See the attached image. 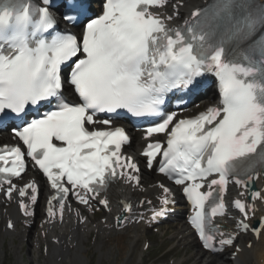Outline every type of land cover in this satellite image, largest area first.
I'll return each mask as SVG.
<instances>
[{
	"label": "snow or ice",
	"instance_id": "1",
	"mask_svg": "<svg viewBox=\"0 0 264 264\" xmlns=\"http://www.w3.org/2000/svg\"><path fill=\"white\" fill-rule=\"evenodd\" d=\"M172 2L41 0L38 7L31 0L0 3V125L10 124L22 142L0 153V189L6 197L15 188L13 178L25 171L26 157L54 192L46 211L49 219L57 211L62 217L72 197L88 210L107 207V199L96 197L110 185L120 179L141 184L138 164L122 156V147L130 143L126 131L89 128L111 125V114L123 109L135 117L159 118L144 129L145 139L165 134L166 141L147 143L145 166L182 186L203 248L215 252L209 243L213 233L220 236L221 251L233 247L239 235L264 234V218L251 224L255 202H264V191L254 187L259 173L252 163L264 148V7L249 11L228 34L229 40L244 45L241 62L227 59L222 46L206 47L205 36L197 37L189 28L191 39L200 42L194 50L182 30L168 27L162 18L161 10ZM96 3L99 12L94 11ZM222 10L231 14L230 0H224ZM61 23L68 28L60 30ZM74 28L82 29L80 36L69 30ZM208 75L216 77L221 105L175 121V113L164 110L168 96L197 93ZM65 83L76 101L65 98ZM31 109L37 114L29 117ZM229 183L248 192L246 202L235 201V236L226 229L206 228L212 224L210 217L228 218L223 194ZM161 187L165 195L153 222L166 218L174 204L169 188ZM28 189L18 193L21 198L27 194L34 207L39 189L35 184ZM19 207L25 215H34L23 202ZM116 223L123 226L126 217H117ZM13 227L9 223L8 228Z\"/></svg>",
	"mask_w": 264,
	"mask_h": 264
},
{
	"label": "bare ground",
	"instance_id": "2",
	"mask_svg": "<svg viewBox=\"0 0 264 264\" xmlns=\"http://www.w3.org/2000/svg\"><path fill=\"white\" fill-rule=\"evenodd\" d=\"M183 2V6L179 8L180 13L189 14L193 9L200 6L203 1L207 0H178ZM260 2L264 3V0H260ZM139 144V143H136ZM155 183V182H153ZM150 181L147 180V174L144 173L142 176L141 184L147 185L145 187V191L143 193H137L135 190L132 193H129L128 187L122 186L120 184L111 187L107 192V197L110 201V206L113 209V213L117 212V205L118 202L122 199L130 198L139 201L141 197L149 198L153 195L157 194L159 190L156 186L152 185ZM263 180L259 177L256 182V185H261ZM237 192H232L233 195H236ZM175 194V193H174ZM7 213L10 217L15 218V214L12 209H7ZM0 219H2V209L0 207ZM225 223V222H220ZM111 223L107 222L109 226ZM94 227V228H93ZM136 225L129 227V229H137ZM42 231V230H39ZM96 231L97 236L96 239L98 241H102L103 239L110 237L109 235L102 236L103 234H110L115 233L112 229L111 231H107L103 224L98 222L93 226L91 223H85L80 227L73 228V226L69 224H63L62 226H55L52 227L51 230L48 232L49 237L46 240H36L33 237H29V241L31 242L30 247L26 250L28 254L31 256L32 262H37L38 254L35 251V247L38 243L45 244L48 248L47 256L43 259L41 264H80L81 259L85 256L88 252L85 248V243L87 241L88 236L91 232ZM0 236H8V238L12 241L18 239L19 243L15 244L13 254L16 255V251H22L23 248V241L26 239V232L23 230L22 227L15 228L12 233H5L2 232L0 229ZM119 237V235H117ZM3 239V237H1ZM50 239H56L57 244L54 245L51 243ZM245 241V242H244ZM244 242V243H243ZM251 242V247L246 248V244ZM73 243H76V246H72ZM237 243L240 244L241 252L236 255L234 261H231L227 257H220V260H213L207 264H263L264 263V234H261L258 241L253 240L249 235L240 236L237 239ZM3 243L0 244L2 248ZM13 247V244H12ZM11 247V248H12ZM109 247V248H108ZM121 245L119 243H114L105 246H96L94 250H97L98 255V262L102 264V262H109L110 264L114 261L115 255L121 254ZM103 252V253H102ZM119 252V253H116ZM124 260L126 263L131 261L133 255L131 252H124ZM127 255V256H126ZM1 256V253H0ZM21 256V255H20ZM132 256V257H131ZM131 259L129 260V258ZM60 258V261H58ZM128 258V259H127ZM21 259V258H19ZM35 264V263H32Z\"/></svg>",
	"mask_w": 264,
	"mask_h": 264
},
{
	"label": "rangeland",
	"instance_id": "3",
	"mask_svg": "<svg viewBox=\"0 0 264 264\" xmlns=\"http://www.w3.org/2000/svg\"><path fill=\"white\" fill-rule=\"evenodd\" d=\"M155 179H158V178H155ZM163 242H164L163 240H160V241L157 240L154 243V246L153 247H155V248L156 247H159V245L161 243H163ZM170 248H171V245H169V243H166L165 246H164V248H163V250L161 251V252L164 251V253L160 254L161 252H159L158 254L149 255V256L145 257L147 259L146 262L152 261V262H154L153 264H157V263H160V262H164L165 257L167 256V253L169 252V249ZM135 250H136L135 251V254H134V256H133L132 261H131L130 264H135L136 258H137V254L140 251V246H137ZM182 256H183V254L181 252L178 253L177 251H173V254L170 257H172V258H174V259L177 260V259L181 258ZM123 257L125 258V256H123ZM131 257L129 258V260L131 259ZM9 264H11V263H9ZM96 264H97V262H96ZM104 264H106V263H104Z\"/></svg>",
	"mask_w": 264,
	"mask_h": 264
}]
</instances>
